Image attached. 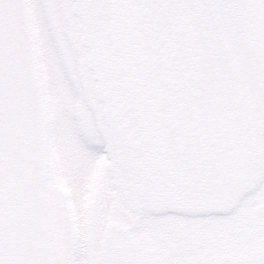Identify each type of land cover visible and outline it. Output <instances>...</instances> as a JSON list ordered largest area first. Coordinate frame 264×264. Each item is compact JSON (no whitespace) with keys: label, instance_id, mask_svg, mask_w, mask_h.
Instances as JSON below:
<instances>
[{"label":"snow or ice","instance_id":"1","mask_svg":"<svg viewBox=\"0 0 264 264\" xmlns=\"http://www.w3.org/2000/svg\"><path fill=\"white\" fill-rule=\"evenodd\" d=\"M0 264H264V0H0Z\"/></svg>","mask_w":264,"mask_h":264}]
</instances>
